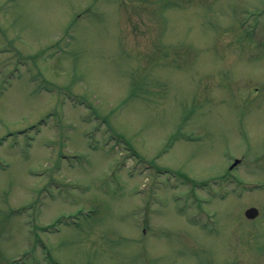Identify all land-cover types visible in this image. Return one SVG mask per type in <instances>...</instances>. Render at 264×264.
<instances>
[{"label":"rangeland","instance_id":"obj_1","mask_svg":"<svg viewBox=\"0 0 264 264\" xmlns=\"http://www.w3.org/2000/svg\"><path fill=\"white\" fill-rule=\"evenodd\" d=\"M16 256L264 264V0H0Z\"/></svg>","mask_w":264,"mask_h":264},{"label":"water","instance_id":"obj_2","mask_svg":"<svg viewBox=\"0 0 264 264\" xmlns=\"http://www.w3.org/2000/svg\"><path fill=\"white\" fill-rule=\"evenodd\" d=\"M237 161L234 162V164L236 163ZM245 215L249 218H253L257 215V209L255 207H250L248 208L246 211H245Z\"/></svg>","mask_w":264,"mask_h":264},{"label":"flooded vegetation","instance_id":"obj_3","mask_svg":"<svg viewBox=\"0 0 264 264\" xmlns=\"http://www.w3.org/2000/svg\"><path fill=\"white\" fill-rule=\"evenodd\" d=\"M149 257H150V256H149ZM145 264H149V260H148V259L145 260Z\"/></svg>","mask_w":264,"mask_h":264}]
</instances>
